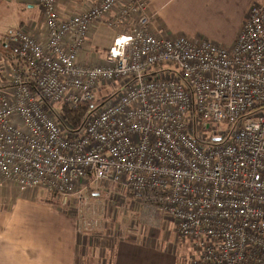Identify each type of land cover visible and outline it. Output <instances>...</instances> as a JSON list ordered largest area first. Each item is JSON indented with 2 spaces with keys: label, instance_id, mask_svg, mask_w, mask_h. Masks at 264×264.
<instances>
[{
  "label": "built area",
  "instance_id": "built-area-1",
  "mask_svg": "<svg viewBox=\"0 0 264 264\" xmlns=\"http://www.w3.org/2000/svg\"><path fill=\"white\" fill-rule=\"evenodd\" d=\"M38 1L44 40L22 28L0 38V186L62 206L121 186L176 220L189 264H264V4L226 47L156 35L147 0H92L67 19ZM96 23L116 34L84 63ZM81 104L73 127L62 107Z\"/></svg>",
  "mask_w": 264,
  "mask_h": 264
},
{
  "label": "crops",
  "instance_id": "crops-1",
  "mask_svg": "<svg viewBox=\"0 0 264 264\" xmlns=\"http://www.w3.org/2000/svg\"><path fill=\"white\" fill-rule=\"evenodd\" d=\"M147 1L155 15L156 35H185L226 47L234 44L252 4H264V0ZM91 3L57 0L62 19L84 12ZM17 28L29 30L38 40L46 38L38 0H0V38ZM111 30L115 36L116 31L106 25L92 27L82 62L104 57L112 43ZM0 45V53L9 56L7 46L1 41ZM98 194L93 193L95 199ZM49 195L42 190L21 191L13 184L0 186V264H189V256L179 255L188 250L186 246H161L158 240L140 235V230L131 239L96 237L102 234L99 230L81 228L84 225L77 218L46 199L52 198Z\"/></svg>",
  "mask_w": 264,
  "mask_h": 264
},
{
  "label": "rangeland",
  "instance_id": "rangeland-1",
  "mask_svg": "<svg viewBox=\"0 0 264 264\" xmlns=\"http://www.w3.org/2000/svg\"><path fill=\"white\" fill-rule=\"evenodd\" d=\"M111 32L112 41L114 31L111 30ZM0 55L2 54L0 53ZM2 56L0 58V65L7 57L6 54ZM2 66H4L3 63ZM4 74L5 72L1 69L0 85L7 80ZM214 126L212 124L211 128L213 129ZM217 127L226 128L223 124L217 125ZM205 132H209V130L205 129ZM97 193H99L97 199L94 198L92 192H87L81 198H77V196L72 198L70 205L65 206L59 204V199L56 195L51 196L55 198V201L48 196L45 197L61 206L71 216L77 218V221L84 225L81 228L97 229L100 234H103L94 235L96 237H107L111 239L127 237L131 239L136 235L137 230H140V235H145L144 237L149 241L150 239L158 240L161 246L167 244L172 249H176L181 244L186 246L188 250H184L183 253L179 254L181 256L186 255L190 257L193 254L192 246L188 242H183V239H181L176 220L164 217L153 209L151 211L156 214L150 212L148 210L149 208L145 207L133 193L124 187L104 184ZM141 209L147 211L148 215L142 213L140 211ZM113 231H115V235ZM163 239L166 240L165 243Z\"/></svg>",
  "mask_w": 264,
  "mask_h": 264
},
{
  "label": "trees",
  "instance_id": "trees-1",
  "mask_svg": "<svg viewBox=\"0 0 264 264\" xmlns=\"http://www.w3.org/2000/svg\"><path fill=\"white\" fill-rule=\"evenodd\" d=\"M2 47V45H0ZM16 58H13L12 60H15ZM90 106L81 104L78 107L75 108H69L67 106L62 107V112L67 120V122L73 126L78 127L82 121L86 113L89 111ZM50 196H55L54 194H50ZM50 200V199H47ZM52 201V200H50Z\"/></svg>",
  "mask_w": 264,
  "mask_h": 264
}]
</instances>
